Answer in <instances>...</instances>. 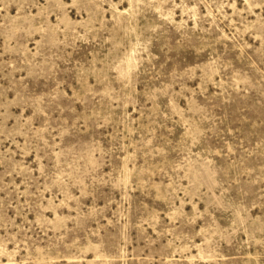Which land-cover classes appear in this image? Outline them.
Masks as SVG:
<instances>
[{"label":"rangeland","instance_id":"obj_1","mask_svg":"<svg viewBox=\"0 0 264 264\" xmlns=\"http://www.w3.org/2000/svg\"><path fill=\"white\" fill-rule=\"evenodd\" d=\"M0 264H264V0H0Z\"/></svg>","mask_w":264,"mask_h":264}]
</instances>
